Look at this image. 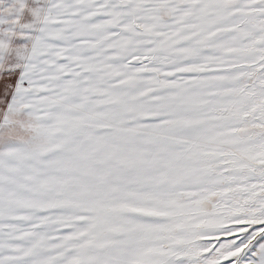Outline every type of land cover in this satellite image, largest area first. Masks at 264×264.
Instances as JSON below:
<instances>
[{
	"label": "snow or ice",
	"instance_id": "1",
	"mask_svg": "<svg viewBox=\"0 0 264 264\" xmlns=\"http://www.w3.org/2000/svg\"><path fill=\"white\" fill-rule=\"evenodd\" d=\"M0 264H264V0H0Z\"/></svg>",
	"mask_w": 264,
	"mask_h": 264
}]
</instances>
